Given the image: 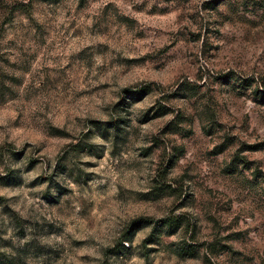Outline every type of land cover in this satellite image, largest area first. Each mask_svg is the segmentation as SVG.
<instances>
[{
    "label": "rangeland",
    "instance_id": "obj_1",
    "mask_svg": "<svg viewBox=\"0 0 264 264\" xmlns=\"http://www.w3.org/2000/svg\"><path fill=\"white\" fill-rule=\"evenodd\" d=\"M0 264H264V0H0Z\"/></svg>",
    "mask_w": 264,
    "mask_h": 264
},
{
    "label": "trees",
    "instance_id": "obj_2",
    "mask_svg": "<svg viewBox=\"0 0 264 264\" xmlns=\"http://www.w3.org/2000/svg\"><path fill=\"white\" fill-rule=\"evenodd\" d=\"M134 93H136V92H134ZM146 222L150 223L148 221H146ZM163 222H165V226H167L169 228H173V230L177 229L180 226V222L178 221V219L166 218V219L163 220ZM143 226H144L143 222L142 221L139 222V224H137V230L141 229ZM157 227H159V225L155 224L153 233L147 238V241H153L154 237L156 236V232L159 230Z\"/></svg>",
    "mask_w": 264,
    "mask_h": 264
}]
</instances>
